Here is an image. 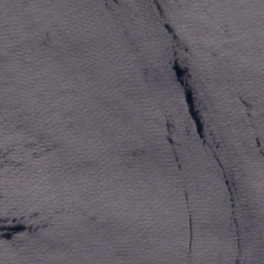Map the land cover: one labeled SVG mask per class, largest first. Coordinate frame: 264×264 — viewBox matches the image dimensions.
<instances>
[{"label": "water", "instance_id": "water-1", "mask_svg": "<svg viewBox=\"0 0 264 264\" xmlns=\"http://www.w3.org/2000/svg\"><path fill=\"white\" fill-rule=\"evenodd\" d=\"M0 264H264V0H0Z\"/></svg>", "mask_w": 264, "mask_h": 264}]
</instances>
